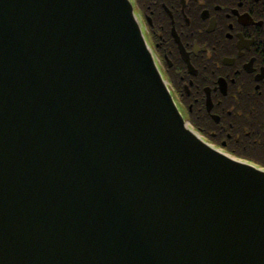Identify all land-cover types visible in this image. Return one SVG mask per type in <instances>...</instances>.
<instances>
[{
  "label": "water",
  "instance_id": "1",
  "mask_svg": "<svg viewBox=\"0 0 264 264\" xmlns=\"http://www.w3.org/2000/svg\"><path fill=\"white\" fill-rule=\"evenodd\" d=\"M0 264H264V169L189 128L130 0H0Z\"/></svg>",
  "mask_w": 264,
  "mask_h": 264
},
{
  "label": "flooded vegetation",
  "instance_id": "2",
  "mask_svg": "<svg viewBox=\"0 0 264 264\" xmlns=\"http://www.w3.org/2000/svg\"><path fill=\"white\" fill-rule=\"evenodd\" d=\"M184 118L237 155L264 147V0H131Z\"/></svg>",
  "mask_w": 264,
  "mask_h": 264
},
{
  "label": "trees",
  "instance_id": "3",
  "mask_svg": "<svg viewBox=\"0 0 264 264\" xmlns=\"http://www.w3.org/2000/svg\"><path fill=\"white\" fill-rule=\"evenodd\" d=\"M237 156L243 159H248L264 167V147H258L257 150L252 152L241 151L237 154Z\"/></svg>",
  "mask_w": 264,
  "mask_h": 264
}]
</instances>
